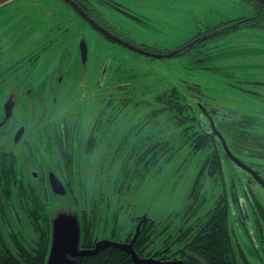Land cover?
<instances>
[{"label": "rangeland", "instance_id": "rangeland-1", "mask_svg": "<svg viewBox=\"0 0 264 264\" xmlns=\"http://www.w3.org/2000/svg\"><path fill=\"white\" fill-rule=\"evenodd\" d=\"M120 1L141 21H136L107 4L101 8L103 15L113 23L116 22L117 28L128 38L169 50L183 45L198 31L205 32L220 22L252 13V7L241 0ZM65 4L64 0H14L0 7V11L13 7L18 9L19 14L11 21L12 35L6 36V28H0V36L5 41L3 51L0 49L3 66L5 58L12 59L11 62L14 63H11V68H14L41 47L51 44L41 52L43 72L33 77L32 81L27 78L28 75L19 80L13 74L8 76L6 70L0 75V147L8 145L13 136V133H4L12 129L15 123H24L28 129L19 144L12 148L20 159L33 158L34 155L43 161L45 158H56L54 146L51 145L55 137L49 133V141L47 127H51V123L62 117L73 114L76 107L82 127L88 124L90 127L101 103L93 76L88 77L85 73L100 62L109 65L110 83H120L124 94L133 98L132 103L139 102V115L131 108L115 123H110L109 134H100L103 137L95 143L93 153L84 159L79 169V179L72 186L79 206L68 195L56 194L49 199L52 239L46 264H78L81 255L78 251L82 247L83 236L79 210L91 219L93 238L98 236L100 240H125L130 232H135V218L144 213L159 220L157 224L171 223L173 229L181 222L184 212L192 211L185 207L194 201V197L191 198L189 194L210 151H194L193 144L184 140L185 143H179L180 151L167 163L163 159L166 155L171 156L172 152L164 155L160 153V157L156 155L150 165H145L142 161L135 167L131 163L130 168H127L129 153L125 152L126 149L131 151L132 144L137 143L150 129L158 133V140L164 135L162 132H168L165 133L167 138L174 133V126L171 124L161 128V125L153 126L150 123L142 136L140 134L141 138L137 136L139 124H143L147 112L155 107L153 101L158 93L174 87L189 98L195 93H203L225 111L243 116L248 121L249 131L264 133V105L260 98L247 90L250 84L244 81L252 80L255 75L264 78V37L259 33L243 28L233 32L228 38L207 42L202 52L200 49H193L179 56L150 58L98 35L95 28L89 26L77 11L69 5L65 7ZM6 24L10 26L9 22ZM83 38L89 45L86 69L82 66L80 50ZM4 41L0 40V44ZM204 54H208L210 59L207 60ZM58 55L60 56L57 57ZM55 70L65 74L64 85L59 91L70 94L59 95V104L63 106L61 111L49 110L43 116L42 112L48 111L43 103L49 104L50 97L47 94L52 93L49 92L50 87L54 88L52 74ZM28 88L33 92L32 97L27 94ZM254 88L262 90L257 86ZM92 93L96 96L91 98ZM38 97H43L40 103L37 101ZM84 109L87 111H83ZM108 136L110 140L114 137L115 149L119 153L114 159L113 169L102 172L101 162L106 158L105 148L108 146L111 149L109 144L106 145ZM244 154L237 152L248 164H264V159L257 156V153ZM223 163L222 175L205 176L197 185L199 198L204 197L205 200L198 207L197 216L205 215L219 198L227 194L237 242L252 264H264V219L259 223L261 217L252 206L254 201H259L264 206V196L254 194L248 188L228 158ZM125 168L127 172H124ZM31 169L34 173L39 172L36 167ZM244 202L247 203V213L242 208ZM144 259L146 262L143 264H184L182 260L161 263L152 256H145Z\"/></svg>", "mask_w": 264, "mask_h": 264}, {"label": "trees", "instance_id": "trees-1", "mask_svg": "<svg viewBox=\"0 0 264 264\" xmlns=\"http://www.w3.org/2000/svg\"><path fill=\"white\" fill-rule=\"evenodd\" d=\"M241 1L252 7L251 14L220 22L205 32L198 31L190 40L173 50L153 46L147 50L163 55H168L178 48L180 51L190 52L195 46L192 47L189 43L196 38L200 40L197 43H207L215 39L228 38L233 32L243 28L253 30V33L257 32L264 37V1ZM233 39L239 40L235 37ZM209 59L210 57L207 56V60ZM252 80L262 81L264 78L255 75ZM244 81L250 80L244 79ZM122 91L119 94H111L108 100L97 95L101 107L96 111L90 127L89 124L82 127L80 118L77 116V107L73 109L74 115L62 117L59 121L51 123V127L46 125L49 141V133L55 137L51 145L54 146L56 158L52 160L45 158L43 161L35 155L33 158L20 159V156L12 149L14 146L0 147V264H46L52 239L49 199L52 195H56L52 191L46 172L52 170L61 178L67 188L66 195L71 196L79 206L72 186L76 185L77 178L79 179V169L84 159L93 153L95 143L103 137L100 134L105 136L109 134L110 123H115L131 108H134L133 111L139 115V102L132 103L133 98L124 94V88ZM206 96L203 93H195L189 98L176 87L158 93L153 101L155 107L147 112L143 124H139L137 136L140 139L150 123H153V126L161 125V128L171 124L174 126V133L167 138L168 135L165 133L168 132H162L164 135L161 140H158V133L150 129L137 143H131L133 146L131 151L129 148L125 151L129 153L127 168H130L131 163H134L135 167L142 161L145 165H150L156 155L160 157V153L164 155L172 152L171 156L166 155L163 159L164 163H167L175 153L180 151V142H191L194 151H210L189 194L191 198L194 197V201H190L191 203L185 207L192 211L184 212L181 222L173 229L171 223L157 224L160 221L152 218L149 213L137 216L134 235L130 232V236L128 235L125 240L115 238L110 240L119 242L122 247L103 246L94 254L84 255L78 264H138L131 251L124 247L125 244L131 243L136 234L132 246L141 258L152 256L161 263L182 260L184 264H252L236 240L235 229L232 227L230 218V201L226 192V195L219 198L205 215L197 216L198 207H201L205 201L204 197L199 198L200 195L198 196L199 193H197L199 181L205 176L222 175L223 161L228 158L221 141L211 128L207 129L206 119H202L204 118L201 115L202 109L197 101ZM46 115V112L43 113V116ZM122 138L125 142L124 135ZM110 141L113 142L110 143ZM106 143L109 147L111 146V149L109 150L108 146L105 148L106 158L101 162L103 163L102 172L104 170L110 172L113 169L114 159L119 153L115 149L114 137L110 140L108 136ZM241 147L243 151L239 148L234 153L238 151L246 153V149L249 148L247 144ZM144 158L148 160H143ZM32 167L39 170L37 177L32 172ZM124 172H127L126 168ZM254 202L252 206L261 217L260 223L264 219V206L259 201ZM242 208L246 212V202L242 204ZM79 212L83 229L82 247L94 249L100 239L98 236L93 238L91 219L83 211L79 210ZM137 230H139L138 233Z\"/></svg>", "mask_w": 264, "mask_h": 264}, {"label": "flooded vegetation", "instance_id": "flooded-vegetation-1", "mask_svg": "<svg viewBox=\"0 0 264 264\" xmlns=\"http://www.w3.org/2000/svg\"><path fill=\"white\" fill-rule=\"evenodd\" d=\"M64 2L66 3L64 5L65 7H68V5H69L75 11H77L78 14L86 21V23L89 26H91L92 28H95L96 33L98 35H102L106 40H108L112 43L118 44L119 46H122L126 49H130V50H135L133 48H139V49L146 50V51H152V50H147L149 47H151L150 45L144 44V43L143 44L138 43V42L134 41L133 38H128L124 32H122L121 30H119L117 28L116 22L113 23L105 15H103L104 11H102L101 8L103 5L107 4L109 7H113L115 9L119 10L121 13L125 14L126 16L133 18L136 21L137 20L141 21L140 18L137 17L134 13H132V11L128 7H126L120 0H64ZM83 13H85L89 18H91L93 23L96 24V26L93 25V23L91 24L89 22L88 18L85 17ZM18 16H19L18 9H15L13 7L6 9V10H3V11H0V28H2V29L6 28V30H7L6 36L12 35V30L10 29V27L13 28V23L11 21L16 19ZM7 22L10 23V26L8 24H6ZM0 40L4 41L3 36H0ZM199 41H200L199 38H196L191 43H189V45L192 47L195 46L193 49H200V51L202 52L203 51L202 48H203V46L206 45V43H197ZM4 43H5V41L2 44H0L1 50H2V47L4 46ZM50 45L51 44H49L48 46H50ZM48 46L41 47L40 50H38L37 52H34L32 55H29L28 57H26L25 60L23 59V61L20 62L18 65H16L14 68H11V65L14 63V62H11L12 59L5 58L6 61L3 59L5 62L4 63L5 66L8 65V67L3 66V63L0 60V75L3 74V71L6 70L7 71L6 74L8 76L13 74L14 77H16L19 80L20 77L28 75L27 78L28 79L31 78V81H32L33 77H36V75L43 72L41 70V64H40V60L42 57L41 52L44 48L47 49ZM136 52H138V51H136ZM152 52H155V51H152ZM184 53H186V52L180 51V49L178 48L175 50L174 56H179V55H182ZM142 55H144L146 57L154 58L152 56H148L145 54H142ZM59 56L60 55H58L57 57H59ZM203 56L207 59V56H209V55L204 54ZM161 58H166V57H161ZM82 66L84 69H86V64L83 63ZM108 68H109L108 64L100 62L99 65H97V66L94 65L90 69V72L86 71V73H85V75H88V77L90 75L93 76V79H94L93 82L96 86L97 91L99 92L98 95H100L102 98H104L106 100H108L110 98L111 94H117V93L119 94V92H121L123 89L122 87H120V83H110L111 71ZM52 77L54 79L53 80V87L54 88L50 87L49 92L52 91V93L47 94V97H50V101L48 102L49 104L46 105L43 103L45 108L48 109V111H46V113H48L49 110L61 111L63 106H60V104H59V102L61 101L59 95H61V93H63L64 96H68V94H70V92H64V91L60 92L59 91V90H61V88L64 85L65 74L59 72L58 70H55V72H53V74H52ZM0 79H2V78H0ZM6 79H8V78L6 77ZM31 81H30V83H32ZM248 83L250 84V88H248L247 90L249 92L255 94V96H257L258 98H260L261 102L264 105V80H262V81L250 80V81H248ZM255 86L260 87L262 90L261 91L256 90L254 88ZM80 87L81 86H78V88H80ZM75 88H76V86H75ZM32 93H33L32 90L30 88H28L27 94L29 95V97L33 96ZM90 96L92 98V97L96 96V94L92 93ZM208 97L207 96L203 97L202 99L197 101L199 107H200V105H202L206 109V112H204L202 110L201 115L204 117L203 118L204 120L206 119V125L205 126L207 127V129L210 128L209 116L213 117L216 126L221 131V133L225 136L228 143L231 145V148L233 149V151L239 150V148L243 151L244 149L241 147V145L246 146V144H247V146H249V148L248 149L245 148L246 153L244 155H246V154L251 155L250 153L253 152L254 154L257 153V156H260V158L264 159V133H256V132L249 131V129H247L248 121L245 118H243V116L235 114L231 111H225L220 106H218L214 102H212L213 100L210 97L209 98ZM37 99H38L37 101L39 102L40 100L41 101L43 100V97L42 98L38 97ZM53 103H55V104H53ZM31 111H34V110L31 109ZM42 113H45V112H42ZM21 126H26V125L24 123H18V124L15 123L14 127L12 129H10V130L6 131V133H4L5 135L13 133V136H12V138L9 139L8 145H5L3 147L12 148V146L15 147L17 144H19V142L21 141V139L24 136H22V138L20 139V141L18 143H15L14 141H15L16 133ZM27 129L28 128L26 126V130ZM234 144H236L237 146H233ZM251 149L256 150V152L251 150ZM235 154L237 155V153H235ZM232 164L237 169L241 178L245 180L246 184L248 185V188H251V191L254 194H257V195L262 194L264 196V189L262 187V184L259 183L253 175L243 171L238 166H236L234 163H232ZM250 165L254 169H256L257 171H260L259 173L264 180V164L261 166L252 165V164H250ZM50 172H53V171L48 170L46 172L47 173L46 176H47L48 180H49ZM34 174H35V176H38L37 172H35ZM49 183H50V180H49ZM50 186H51V184H50Z\"/></svg>", "mask_w": 264, "mask_h": 264}, {"label": "water", "instance_id": "water-1", "mask_svg": "<svg viewBox=\"0 0 264 264\" xmlns=\"http://www.w3.org/2000/svg\"><path fill=\"white\" fill-rule=\"evenodd\" d=\"M14 0H0V7L12 2ZM264 1V0H263ZM82 12V11H81ZM85 17L88 18L89 22L92 24L93 21L91 18H89L85 13H83ZM93 25L96 26L95 23H93ZM135 49L136 51L140 52L141 54H145V55H148V56H152L154 58H161V57H169V56H173L175 51L168 54V55H163V54H160V53H155V52H152V51H146V50H142V49H139V48H133ZM80 50H81V56H82V60H83V63L85 64L88 60V55H89V45L86 41L85 38H83L81 40V43H80ZM201 109L206 112V109L200 105ZM209 122H210V127L212 129V131L214 132V134L219 138V140L221 141V144H222V148L225 152V154L227 155V157L236 165L238 166L240 169H242L243 171L253 175L256 180L262 184V187L264 189V180L262 178V176L260 175V171H257L256 169H254L250 164H247L245 161H243L242 159H240L235 153L234 151L231 149L229 143L227 142V139L225 138V136L221 133V131L218 129V127L216 126L215 124V121L213 119V117H210L209 116ZM26 132V126H21L17 133H16V136H15V143H18L20 141V139L22 138V136L25 134ZM49 180H50V184H51V187H52V190L55 194H58V195H61V196H64L67 194V188L66 186L64 185V182L61 180L60 177H58L54 172H50L49 174ZM144 221V220H143ZM142 223V222H141ZM140 223V224H141ZM139 228V227H138ZM139 232V230H137V233ZM137 236V234H136ZM135 236V237H136ZM135 237L133 238V240L131 241V243L128 245V244H125L124 247H126L127 249H129L132 253V256L134 258V260L138 263V264H143L146 262V260L144 258H141V256L139 255L138 252H136L133 248V243L135 241ZM109 245H115V246H121L122 247V244H120L119 242L117 241H110V240H100L97 242V246L96 248L94 249H88V248H85V250H83L84 248L83 247H80L78 253L80 255V259L79 261L81 260V258L84 256V255H89V254H94L97 250L101 249L103 246H109ZM60 253L62 255V249L60 248ZM79 263V262H78Z\"/></svg>", "mask_w": 264, "mask_h": 264}]
</instances>
